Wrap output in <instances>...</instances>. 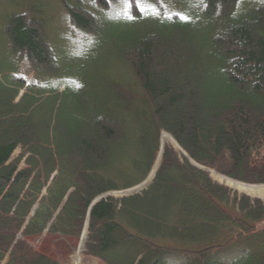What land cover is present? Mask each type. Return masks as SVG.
Here are the masks:
<instances>
[{
  "label": "trees",
  "instance_id": "trees-1",
  "mask_svg": "<svg viewBox=\"0 0 264 264\" xmlns=\"http://www.w3.org/2000/svg\"><path fill=\"white\" fill-rule=\"evenodd\" d=\"M0 26V264H60L26 237L79 236L96 196L148 176L163 130L264 183V0H0ZM73 39L88 68L52 82ZM87 246L106 264H264V204L166 147L146 190L93 207Z\"/></svg>",
  "mask_w": 264,
  "mask_h": 264
},
{
  "label": "rangeland",
  "instance_id": "rangeland-1",
  "mask_svg": "<svg viewBox=\"0 0 264 264\" xmlns=\"http://www.w3.org/2000/svg\"><path fill=\"white\" fill-rule=\"evenodd\" d=\"M9 7L12 8V5H10ZM58 30H59L58 33L67 34L62 27H58ZM76 44L77 41L74 39L66 40V45L69 46V49L66 53H62L63 60L59 65L58 75L56 76V79H53L52 82H57L58 80H64L65 82H69L70 79L68 78V75H66L63 72L65 70L63 68V65L72 66L79 70H86L88 68V63L84 60L85 52L79 48H74L73 45ZM91 70L97 72L101 71L98 64L94 65L91 68ZM24 92H26V88H24L20 92L19 98L24 94ZM165 147H171L172 149H174V151H177L175 150L176 148L171 144H166ZM20 153H21V148H19L16 151L13 158L18 157ZM177 155L180 158L183 157V154L178 151H177ZM258 184L260 183H253L252 185H258ZM225 188L231 192L232 196L233 195L243 196V194H239V192H234V190L230 189L229 187H225ZM248 198L251 201L259 200V199H252L250 197ZM260 201L264 204V200H260ZM26 239L34 246V248L57 259L60 262V264H69V256H70L69 254L72 252L74 248L78 246L80 241L79 237H66L63 235L51 233L50 231L47 230L36 235L28 236ZM98 263L104 264L102 261H99Z\"/></svg>",
  "mask_w": 264,
  "mask_h": 264
},
{
  "label": "bare ground",
  "instance_id": "bare-ground-1",
  "mask_svg": "<svg viewBox=\"0 0 264 264\" xmlns=\"http://www.w3.org/2000/svg\"><path fill=\"white\" fill-rule=\"evenodd\" d=\"M166 144H171L177 149H180L177 141L168 133L164 132L162 135V146L164 147ZM157 162L156 166L158 165ZM212 177L222 183L225 186H228L230 189L235 192L246 193L251 196H257L264 198V185H252L246 184L242 181H238L234 178H231L227 175L221 174L216 170H210ZM88 237V225L85 226L82 237L80 238L79 244L76 248H74L73 254L69 259V264H100L99 261L94 258H87L84 255V251L86 249V241Z\"/></svg>",
  "mask_w": 264,
  "mask_h": 264
},
{
  "label": "water",
  "instance_id": "water-1",
  "mask_svg": "<svg viewBox=\"0 0 264 264\" xmlns=\"http://www.w3.org/2000/svg\"><path fill=\"white\" fill-rule=\"evenodd\" d=\"M180 146V145H179ZM163 152H164V148L163 150H161L160 152V159H159V164L161 163V160H162V156H163ZM180 152L184 153L188 158L189 160L192 162L193 165H195L196 167L198 168H201L207 172H211L208 167H205L203 165H200L199 163H197L196 161L192 160L188 154L180 147ZM160 165L157 166L156 168H154L152 170V172L150 173V175L143 181L141 182L140 184L132 187V188H129V189H125V190H119V191H112V192H105L103 194H100L98 196H96L90 203V206H89V223H90V215H91V211L93 209V207L99 203L100 201L102 200H107L108 198L110 197H114V198H124V197H129V196H132V195H135V194H138V193H141L143 190H145L146 188H148V186L152 183L153 179L155 178L156 176V173L159 169ZM213 178V177H212ZM214 179V178H213ZM214 181H216L214 179ZM218 182V181H216ZM221 185H223L222 183H219ZM264 185V184H263ZM225 186V185H224ZM225 187H228V186H225ZM239 194H244L252 199H259V200H264V198L262 197H257V196H251L249 194H246V193H240Z\"/></svg>",
  "mask_w": 264,
  "mask_h": 264
}]
</instances>
